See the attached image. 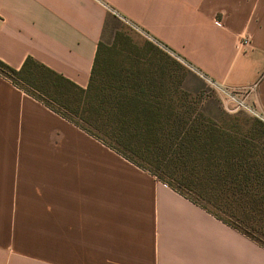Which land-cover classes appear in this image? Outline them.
I'll list each match as a JSON object with an SVG mask.
<instances>
[{"label":"crops","instance_id":"1","mask_svg":"<svg viewBox=\"0 0 264 264\" xmlns=\"http://www.w3.org/2000/svg\"><path fill=\"white\" fill-rule=\"evenodd\" d=\"M122 24L264 119V0H0V62L87 88ZM0 264H264V248L0 75Z\"/></svg>","mask_w":264,"mask_h":264},{"label":"trees","instance_id":"2","mask_svg":"<svg viewBox=\"0 0 264 264\" xmlns=\"http://www.w3.org/2000/svg\"><path fill=\"white\" fill-rule=\"evenodd\" d=\"M123 38L116 32L110 46L98 43L87 88L31 58L18 71L0 62V75L264 248V135L218 124L193 108L175 76L182 66L156 46H145L146 53L175 69L112 59L124 50Z\"/></svg>","mask_w":264,"mask_h":264},{"label":"rangeland","instance_id":"3","mask_svg":"<svg viewBox=\"0 0 264 264\" xmlns=\"http://www.w3.org/2000/svg\"><path fill=\"white\" fill-rule=\"evenodd\" d=\"M116 32L121 33L124 37L119 44L125 46H122L124 50L121 51V55H116L115 58L112 59H115L118 63L126 65L128 63L139 60V62H143L145 64V69H150L154 65L160 67L167 65V69L172 65L173 69H175L173 63L169 64L167 61H165V59L158 61L156 60V56V59H153V55H151L150 53H146L145 46H156L158 50L162 51L166 55H170V57H172L174 61L178 62L180 66H182V69L176 67L178 68V72L176 73V70H174L176 73L175 76L182 77L184 91L190 94L189 96L193 102V108L202 111L203 114L206 113L207 116H210V119L211 117H213L212 120L218 122V124L224 123L227 125H234L241 129V132L247 133L251 130H258L261 131L260 133L264 135V120L261 121L259 120V118L254 117L245 111H242V109L231 113L225 111L220 97L218 98L219 95L217 91L214 88L208 86V84H203L194 80L191 76L188 65L179 61V59L174 57V55H172L169 51H167L163 47L158 46L147 36L140 33V31H137L128 25L122 24ZM113 41L111 40L109 44H104L105 46H110ZM72 118L82 126H85V129L92 131L90 129L91 125L87 126L78 118ZM223 218L225 219V217ZM51 234H53V232ZM53 240V236L48 237L47 239L48 247H46L47 252L45 254L47 262L53 261V253L51 252L53 247Z\"/></svg>","mask_w":264,"mask_h":264},{"label":"built area","instance_id":"4","mask_svg":"<svg viewBox=\"0 0 264 264\" xmlns=\"http://www.w3.org/2000/svg\"><path fill=\"white\" fill-rule=\"evenodd\" d=\"M240 45H242L243 47H247L249 45V41L243 39ZM220 90L224 95V100H222V104L224 106L225 111L231 113V112H236L239 109H242V111H245L250 115L259 118V120L261 121L264 120L254 108L246 104L245 102L246 93H243L242 91L230 93L223 89Z\"/></svg>","mask_w":264,"mask_h":264}]
</instances>
